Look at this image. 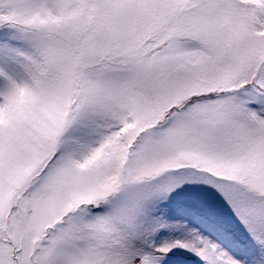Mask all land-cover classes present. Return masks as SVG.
I'll list each match as a JSON object with an SVG mask.
<instances>
[{
  "label": "snow or ice",
  "instance_id": "1",
  "mask_svg": "<svg viewBox=\"0 0 264 264\" xmlns=\"http://www.w3.org/2000/svg\"><path fill=\"white\" fill-rule=\"evenodd\" d=\"M0 264H264V0H0Z\"/></svg>",
  "mask_w": 264,
  "mask_h": 264
}]
</instances>
